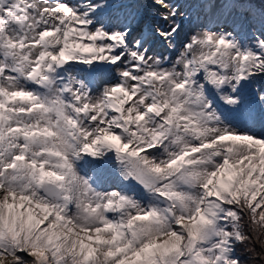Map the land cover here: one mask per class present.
Returning <instances> with one entry per match:
<instances>
[{"label": "snow or ice", "instance_id": "1", "mask_svg": "<svg viewBox=\"0 0 264 264\" xmlns=\"http://www.w3.org/2000/svg\"><path fill=\"white\" fill-rule=\"evenodd\" d=\"M0 264H264V0H0Z\"/></svg>", "mask_w": 264, "mask_h": 264}, {"label": "rangeland", "instance_id": "2", "mask_svg": "<svg viewBox=\"0 0 264 264\" xmlns=\"http://www.w3.org/2000/svg\"><path fill=\"white\" fill-rule=\"evenodd\" d=\"M259 126V125H258Z\"/></svg>", "mask_w": 264, "mask_h": 264}]
</instances>
